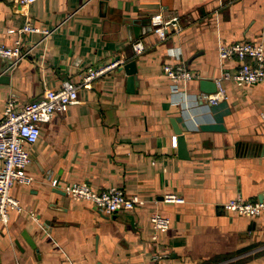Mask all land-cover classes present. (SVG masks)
I'll return each instance as SVG.
<instances>
[{"label": "crops", "instance_id": "1", "mask_svg": "<svg viewBox=\"0 0 264 264\" xmlns=\"http://www.w3.org/2000/svg\"><path fill=\"white\" fill-rule=\"evenodd\" d=\"M159 11L178 16L182 30L160 39L151 25ZM27 17L53 32L21 34ZM19 37L34 49L14 65L0 56L8 76L0 81V118L9 98L23 106L65 80L80 81L89 67L122 62L42 125L27 167L35 180L12 189L25 210H11L7 225L0 220V264H264V212L224 206L238 195L264 197V81L237 84L240 61L219 53L221 43H264V0H36L29 7L0 0V42ZM137 39L146 44L138 55ZM134 60L131 84L125 66ZM176 62L197 77L174 93L164 66ZM219 77L228 97L198 99L201 80ZM173 121L188 157L174 145ZM72 182L119 186L144 202L107 214L67 194L61 186ZM155 211L171 218L157 238Z\"/></svg>", "mask_w": 264, "mask_h": 264}, {"label": "built area", "instance_id": "2", "mask_svg": "<svg viewBox=\"0 0 264 264\" xmlns=\"http://www.w3.org/2000/svg\"><path fill=\"white\" fill-rule=\"evenodd\" d=\"M23 7H29L36 0H18ZM28 14V13H27ZM178 16L166 18L163 12H156L151 16V25L160 39H167L170 29L181 31L182 26L177 23ZM11 32L16 29L11 28ZM21 34L38 32L43 38L51 35L52 29L34 25L27 17L26 23L18 29ZM135 54L146 50V44L142 39L133 43ZM32 48L25 49L23 39L19 37L14 45L0 42V56L12 60V65L26 57ZM219 53L222 60L238 59V70L233 79L239 85L255 84L264 81V43L253 41H234L221 43ZM122 60H116L101 67H89L80 81L65 80L59 88H48L39 98L33 99L18 106L15 98H9L5 104L3 116L0 118V220L7 225L10 220L11 210L24 211L25 207L20 199L12 193L16 183L31 184L35 178L27 171L32 162L30 146L34 144L40 134L42 125L49 122L56 112H65L68 108L79 102V89L83 86L91 87L95 79L105 75L110 70L121 64ZM165 73L171 79V89L174 93L181 91V85L197 77L195 71L183 62L167 63L164 66ZM217 91H201L198 99L208 104H216L228 97L223 78H216ZM177 137L174 138L176 146ZM54 186H59L58 179L52 180ZM62 189L77 200L93 202L98 209L112 214L118 210H132L144 200L137 194H127L119 186H111L104 190H96L88 182H72L61 186ZM167 201H184V198L176 194H167ZM228 210L236 211L250 216H258L264 212V198L248 199L241 195L233 197L224 203ZM36 216L35 212H30ZM154 238L159 232L166 231L171 225V218L160 211L152 214ZM163 254H157V258Z\"/></svg>", "mask_w": 264, "mask_h": 264}, {"label": "water", "instance_id": "3", "mask_svg": "<svg viewBox=\"0 0 264 264\" xmlns=\"http://www.w3.org/2000/svg\"><path fill=\"white\" fill-rule=\"evenodd\" d=\"M12 62V61H11ZM128 69V72L130 74V82L131 84H133L136 79H137V73H138V69L136 66V61H132L129 62L128 64H126L125 66ZM130 68V69H129ZM8 79V76L6 74H3L0 72V81ZM201 89L203 91L206 92H215L217 91V83L215 80H210V79H206L203 78L201 80ZM174 122V126H175V131L178 135V149H179V154L182 157H188L189 156V150L187 147V141H186V136L183 133V129L181 128V126L179 125L178 122L173 121ZM264 197H260V199L262 200ZM29 242L35 246V241L32 237L27 236Z\"/></svg>", "mask_w": 264, "mask_h": 264}]
</instances>
